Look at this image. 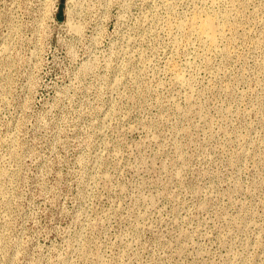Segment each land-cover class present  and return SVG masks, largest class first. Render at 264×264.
Returning a JSON list of instances; mask_svg holds the SVG:
<instances>
[{"label":"rangeland","instance_id":"1","mask_svg":"<svg viewBox=\"0 0 264 264\" xmlns=\"http://www.w3.org/2000/svg\"><path fill=\"white\" fill-rule=\"evenodd\" d=\"M0 264H264V0H0Z\"/></svg>","mask_w":264,"mask_h":264},{"label":"bare ground","instance_id":"2","mask_svg":"<svg viewBox=\"0 0 264 264\" xmlns=\"http://www.w3.org/2000/svg\"><path fill=\"white\" fill-rule=\"evenodd\" d=\"M201 15L202 14H200V16ZM213 19L207 16L206 18H196L194 19V21L193 20L191 21L194 24L193 27H194V31L196 32L197 36L201 40H203L209 47L216 48L215 46L217 45V42L222 36L220 37V31L217 28L218 25L215 26Z\"/></svg>","mask_w":264,"mask_h":264},{"label":"trees","instance_id":"3","mask_svg":"<svg viewBox=\"0 0 264 264\" xmlns=\"http://www.w3.org/2000/svg\"><path fill=\"white\" fill-rule=\"evenodd\" d=\"M61 8V6H60ZM57 20H62V17L58 14Z\"/></svg>","mask_w":264,"mask_h":264},{"label":"water","instance_id":"4","mask_svg":"<svg viewBox=\"0 0 264 264\" xmlns=\"http://www.w3.org/2000/svg\"><path fill=\"white\" fill-rule=\"evenodd\" d=\"M60 3L63 4L64 3V0H60Z\"/></svg>","mask_w":264,"mask_h":264}]
</instances>
